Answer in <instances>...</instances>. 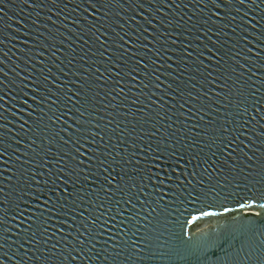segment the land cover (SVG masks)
Segmentation results:
<instances>
[{
	"label": "water",
	"instance_id": "water-1",
	"mask_svg": "<svg viewBox=\"0 0 264 264\" xmlns=\"http://www.w3.org/2000/svg\"><path fill=\"white\" fill-rule=\"evenodd\" d=\"M0 8L3 9L0 11V81H3L0 84V152L4 153L0 156V187L11 194L8 215L4 216L0 232L7 237L4 251L13 256L11 261L6 259L5 264H20L21 261L23 264H43L42 260L29 259L41 253L32 249L31 242L25 243L35 230V226L28 230L34 219H46L48 232L45 235L51 237L47 246L50 248L58 243V247L63 249L66 241L77 237L78 229L84 231L96 217L100 219L96 220L93 229L100 233V243L88 253L91 259L77 260L73 264H110L103 251L109 247L106 241L112 237L111 242L114 243V233H119L122 228L127 231V217L140 208V200L152 201L164 196V201H167L168 196L164 193L168 190L158 183L157 177L159 192L153 188L152 181L145 179L143 183L147 187L141 189V182L137 180L136 196L132 201L136 208L125 203L127 196L120 193L103 208L94 207L102 200L107 201L101 188L106 183L103 177L111 169L101 170L97 166L98 161L93 160L94 175L85 180L86 171L75 183L70 181L65 185L63 173L58 172L60 163L56 157L73 151L74 147H79L84 153L83 157L79 153L76 155L77 160H84L82 167L85 170L89 156L109 162L116 157L121 163L113 166L119 175H123L121 168H126L129 175H136L133 169L139 167L142 169L140 176L160 173L163 177L168 174L163 171V166L153 168L151 172L144 171L152 163L145 160L150 144L155 148L165 136H173L174 143L185 134L191 139L199 130H192L193 125L202 126L214 118L223 122L224 115L228 114V119L236 121L237 131L243 133L240 146L247 144L245 150L249 155L254 151L253 158L257 162L264 158V6L255 8L230 3L219 10L213 9L216 14L212 16L206 10L201 11L202 5L198 6L196 0H120L110 7H100L101 22L106 25V29H101L105 32L101 36L105 41L103 47L95 41L92 34L95 29L87 31L86 26L95 20L97 12L83 0H3ZM105 12L108 14L106 19ZM213 40L217 42L215 46ZM205 45L213 48L214 52L219 48L220 53L215 58L210 57ZM221 54L229 65L236 68L233 79L239 78L251 93L248 112L237 115L232 107L221 109V103L227 101L224 90H220L219 97L215 95V83L206 85L204 89L210 90L212 100L204 97L196 102L197 105L201 102L206 105V114L198 112L193 115L191 101L180 108V104L188 99L187 93L191 91L195 95L200 83L204 82L202 72L204 75L209 72L216 74V60ZM113 64L117 67L105 70ZM205 64L208 66L206 71ZM131 68H135V72L124 75ZM116 72L121 74L116 75ZM85 77L93 87L86 92L88 102L81 117L78 111L81 104L75 101L82 97H74L73 103H67V95L78 90L85 92L82 88ZM192 84L196 87L192 88ZM181 89L184 95L180 94ZM57 97L58 102L53 106L51 99ZM49 116L60 119L53 126ZM69 124L72 125L71 130ZM78 126L81 131L75 132ZM157 128L160 132L151 136L150 133ZM70 136L72 139L80 137L79 144L65 146L61 137L68 139ZM105 153L109 154L105 156ZM116 153L121 155L116 156ZM205 153L210 157L209 164L211 159L219 158V154L212 157L207 148ZM184 157L180 162L184 168L180 163L175 164L177 172L194 171L193 165L197 161L189 164L187 152ZM124 158L132 162L125 164ZM136 160L141 161L139 165ZM155 163L159 164V161ZM167 166L171 172V161ZM57 175L61 179L54 184L52 181ZM172 175L175 182L176 174ZM200 178L195 177L196 180ZM37 180L40 182L38 185ZM68 193L72 195L69 197ZM117 199L120 200L119 206L115 204ZM60 203L65 205L63 209ZM109 205L111 211H107ZM229 207L235 208V205L229 203ZM187 208L182 219H191L188 212L199 215L193 211V206ZM141 214L145 213L141 211ZM235 214L224 213V217L212 218V227L224 224ZM208 221L209 218L202 217L187 224L188 235L193 236L194 241L202 238L199 229L205 228ZM38 238L41 244L37 247L44 250L43 237L38 234ZM166 239L169 247L186 240L185 237L170 235ZM21 244L31 251L25 254ZM225 248L226 245L213 248L206 257L190 256L184 260L153 257L138 260L136 264H220L218 258L224 256ZM49 264L57 262L51 260Z\"/></svg>",
	"mask_w": 264,
	"mask_h": 264
},
{
	"label": "snow or ice",
	"instance_id": "snow-or-ice-1",
	"mask_svg": "<svg viewBox=\"0 0 264 264\" xmlns=\"http://www.w3.org/2000/svg\"><path fill=\"white\" fill-rule=\"evenodd\" d=\"M83 2L96 9L97 15L95 20L86 27L89 32L95 29V32L92 33L95 36V41L103 47L105 41L101 39V36L105 32L101 31V29H106V25L101 22L102 18L99 15L100 7H110L113 4L119 3L120 0H83ZM2 3L3 0H0V4ZM196 3L198 6L202 5L201 11L206 10L212 16L216 14L213 9L219 10L222 7H227L230 3H236L246 7L251 5L255 8L264 6V0H196ZM97 5L100 7H97ZM0 11H3V9L0 8ZM87 11L88 9L85 8L86 13ZM107 15V12H105L104 19L107 18ZM246 15L247 12L245 13ZM145 18L147 19V17ZM97 25L99 26L97 27ZM96 33H99V35H96ZM85 43H88V41L86 40ZM126 43L127 41H125ZM216 43L215 40L212 41L213 46ZM117 47H120V45H117ZM185 47L187 48V45ZM205 47L212 58H215L220 53L219 48L214 52L213 48L207 47V45ZM106 51L107 49H105ZM125 52H127V49H125ZM101 55H104V53H101ZM188 55L191 56L192 54L188 53ZM234 55H238V53ZM107 59L108 57L105 56V60ZM216 64L218 65L214 69L216 74L213 75V73L209 72L207 75H204L202 72L201 75L203 76L204 82L200 83V87L197 89L195 95L191 91L187 93L188 99L180 104V108L183 109L185 104L191 101L190 110H193V115H196L198 112H205L206 114V105L203 102L197 105L196 102L202 100L204 97L212 100L210 90L206 91L204 89L206 85L215 83V95L219 97L221 95L220 90H224V99L227 101V103H221V109L232 107L236 110L237 115L246 114L248 112V99L251 93L239 82V78L233 79L236 68L229 65L227 60H224V54L220 55L219 59L216 60ZM115 67L117 65L113 64L105 70L111 71ZM207 67L205 64V71ZM241 67L243 66L241 65ZM132 72H135V68L129 69L124 75H130ZM115 74L120 75L121 73L116 72ZM101 76H103V73H101ZM208 76H212V79L209 80ZM132 78L134 80L135 76ZM2 83L3 81H0V84ZM117 84H119V81H117ZM92 87L93 84L89 83L87 77H85V83L82 85L85 92L78 90L76 93L67 95V103H73L74 97H82V99L75 101V103L81 104V109H78L81 117L84 116V105L88 102L86 92L90 91ZM177 87L179 88V85ZM191 87L195 88L196 85L192 84ZM180 94L184 95L182 89ZM58 99V97L51 99L53 106L57 104ZM48 119L51 125L54 126L60 117L53 118L49 116ZM201 119H204V117H201ZM247 123L248 121H245V124ZM235 124L236 121L234 119H228V114H225L223 122L217 121L214 118L205 121L202 126L193 125L192 130H199L195 131V135L191 139H188L187 134H185L182 138L176 139L174 143L173 136H165L161 142L157 143L155 148L150 144L145 160L146 162L151 161L152 163L144 171L146 173L151 172L153 168L163 166V171L168 173L163 177L160 176V173L140 176L139 173L142 169L139 167L133 169L136 175H129L126 168H121L120 171L123 172V175H119L117 168L113 166L114 164L119 165L121 163L116 157H113V160L109 162L107 159L89 156L88 168L85 170L82 167L84 160H77L76 153H79L81 157L84 155L79 147H74L73 151L63 152L56 157L60 163L58 172L63 173L62 182L65 185H68L70 181L75 183L76 180L80 179L81 174L86 171L87 174L83 177L85 180L89 176L94 175L92 172L94 166L93 160L98 161L97 166L101 170L111 169L108 175L103 177L106 183L101 188V191L107 197V201L102 200L98 206L94 207L103 208L105 203L112 201L113 197L117 193H120L121 196H127L125 203L132 204V207L136 208V205L132 201L133 197L136 196L137 180L141 182V189L147 187L143 183L145 179L152 181L153 188L159 192L161 189L156 187V178L159 177L158 183L168 190L164 193V195L168 196L166 202L164 201V196H161L158 200H140V208L127 217V231L122 228L119 233H114L116 237L114 243L111 242L112 237H109L108 241H106V243H109V247L103 249V251L106 253L105 259L110 260V264H136L138 260L151 259L153 257H167L178 260H184L190 256L206 257L208 252L213 248H220L225 245L224 256L218 258L220 264H264V158H260L257 162L253 158L255 155L254 151L252 155H249L248 151L245 150L248 148L247 144H244L243 147L240 146L243 144V141L240 140V136L243 133L237 131ZM77 125H79V121H77ZM47 127L45 125V128ZM68 128L71 130L72 125L69 124ZM60 131L63 132L64 129H60ZM80 131L81 128L78 126L75 132ZM159 132L160 129L157 128L150 135L155 136ZM93 135L95 134L93 133ZM61 139L65 146L70 143L75 146L80 141V137L72 139L71 136L68 139L63 137ZM183 140H187V143H183ZM249 141L251 142V136H249ZM80 147H83V145H80ZM205 148L211 151L212 157H217L219 154V158L211 159L209 164L210 157L205 153ZM192 149H197V151H192ZM141 152H144V149H141ZM185 152L190 157L189 164L193 160H196L197 163L193 165L194 171L179 173L176 170L175 164L184 160ZM108 154L105 153V156ZM3 155L4 153L0 152V156ZM120 155V153H116V156ZM133 155L135 154L133 153ZM173 157H175L174 160L172 159ZM155 161H159V164L155 163ZM169 161L173 165L171 172H169L167 166ZM131 162V159L124 158L125 164ZM140 162V160L135 161L137 165ZM180 167L184 168L185 166L183 163H180ZM210 167L212 169L211 171ZM172 173L176 174L175 182H173ZM196 176H200L201 178L196 180ZM125 177H127V181ZM60 179V175H57L56 180L52 181V183L55 184ZM114 181L116 182L115 184ZM128 181H131V183H128ZM39 183L37 180L36 184L38 185ZM10 195L4 187H0V225L4 224V216L8 215L9 209L7 205L11 204V200L9 199ZM71 195L72 193H68L69 197ZM33 198L38 199L35 196ZM77 198L82 199V197ZM97 198L99 199V196ZM72 202L75 203V201ZM229 203H233L235 208L229 207ZM115 204L119 206L120 200L117 199ZM189 205L193 206V211L198 212L199 215H192V212H188L191 219L187 217L182 219L181 217H183L184 211L188 210L187 206ZM64 207L65 205L60 203V208L63 209ZM244 209H250V211H242ZM47 211L48 209H45V212ZM107 211H111V205H109ZM141 211L145 214L142 215ZM232 212L236 214L227 218L224 224L218 227H212V218H221L224 217V213ZM105 214L102 213L101 215ZM41 215L43 216L44 213ZM202 217L209 218V221L205 223L207 231L205 228L199 229L202 238H197L194 241L193 236L188 235L186 225ZM97 219H100V217H96L90 224L86 225L84 231L81 232L78 229L77 237L70 242L66 241L63 249L58 247V243L51 245L50 248L47 246V242L51 237L45 235L48 232V227L45 226L46 219H34L33 223L29 225L28 230H32L33 226H35V230L32 231L31 237L25 243L31 242L32 249L40 252L41 255L30 256L29 259L35 258L42 260L43 264H49L51 260H55L57 264H64V262L73 264L77 260H84L85 258L91 259L92 257L88 253L93 251L100 243L98 239L100 233L93 229V225H96ZM37 220H39V223H37ZM257 221L260 223L257 224ZM142 230L143 234H141ZM38 234L43 237L44 250L37 247V245L41 244V239L38 238ZM169 235L172 237H185L186 240H182L180 244L169 247L168 240L166 239V236ZM6 240L7 237L3 232H0V264H5L6 259L8 261L13 259V256L4 251ZM8 247L10 248L11 245H8ZM21 247L24 248V244H21ZM29 251L31 249L24 248L25 254ZM20 264H23V262L21 261Z\"/></svg>",
	"mask_w": 264,
	"mask_h": 264
}]
</instances>
